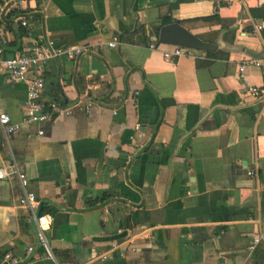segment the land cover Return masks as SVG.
<instances>
[{"label": "crops", "instance_id": "0c3cea01", "mask_svg": "<svg viewBox=\"0 0 264 264\" xmlns=\"http://www.w3.org/2000/svg\"><path fill=\"white\" fill-rule=\"evenodd\" d=\"M8 1L3 55L47 41L82 51L42 70L41 101L68 114L0 128V166L14 162L36 199L30 211L18 182L0 179V264L4 253L33 264H264V100L246 93L264 86V0ZM212 14L228 28L186 29H220L214 57L163 56L155 25ZM25 88L0 73L12 122ZM39 211L51 218L50 258Z\"/></svg>", "mask_w": 264, "mask_h": 264}, {"label": "built area", "instance_id": "2783aa9c", "mask_svg": "<svg viewBox=\"0 0 264 264\" xmlns=\"http://www.w3.org/2000/svg\"><path fill=\"white\" fill-rule=\"evenodd\" d=\"M8 0H0V14H6L11 7ZM18 24L23 27L28 26L27 19L23 16L18 18ZM7 38L0 34V73L9 81L25 83V100L20 121H10L6 113H0V128L5 135H10L19 130L21 124L41 123L51 117V115L68 114L69 109L62 108L59 104L50 102L44 103L40 99L43 88L42 70L47 61L54 56H73L82 51L81 47L55 48L50 41L45 43H33L23 47L19 52L12 55H3L4 47L7 45ZM109 47H114L115 42L107 43ZM149 46H152L151 44ZM190 48L177 45H170V49L163 51V56L170 59L171 56H181L187 54ZM246 64L259 65L256 59H247ZM242 69V66L239 68ZM32 73V75H29ZM246 93L254 99L264 100V86L247 85ZM42 131L38 130L37 134ZM0 179H15L22 191L19 202L32 211L36 207V199L32 192L26 190L27 179L24 173L17 169L14 162L0 166ZM36 226V238L38 244L43 248L44 255L51 257V251L45 238V231L49 228L51 218L47 214L33 215ZM262 236L251 239L248 250L252 251ZM32 246L25 248V253L29 254ZM3 264H33V261H24L9 253H4Z\"/></svg>", "mask_w": 264, "mask_h": 264}, {"label": "water", "instance_id": "95a60500", "mask_svg": "<svg viewBox=\"0 0 264 264\" xmlns=\"http://www.w3.org/2000/svg\"><path fill=\"white\" fill-rule=\"evenodd\" d=\"M151 32L159 43L177 45L198 51L212 52L223 44L221 40L214 42L203 41L177 22L155 25L154 28L151 29Z\"/></svg>", "mask_w": 264, "mask_h": 264}, {"label": "trees", "instance_id": "16d2710c", "mask_svg": "<svg viewBox=\"0 0 264 264\" xmlns=\"http://www.w3.org/2000/svg\"><path fill=\"white\" fill-rule=\"evenodd\" d=\"M178 24H180L185 29L189 28H201V27H207L212 25H219L220 29L222 28H228V24L231 22L230 20H224L219 18L216 14L207 15V16H201V17H195L191 19L186 20H179L176 21ZM214 30L210 31L208 34H195L199 39L207 42H214L215 41V35L220 30ZM228 32L232 33L233 31L231 29H228ZM22 34H24L22 32ZM232 37L230 38V40ZM6 51V50H5ZM205 56L207 57H214L216 55V51H202ZM56 101H59L58 97L55 98ZM53 100V101H55ZM40 214V211H39Z\"/></svg>", "mask_w": 264, "mask_h": 264}]
</instances>
